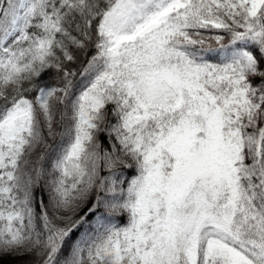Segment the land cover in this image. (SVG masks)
<instances>
[{
  "label": "snow or ice",
  "instance_id": "1",
  "mask_svg": "<svg viewBox=\"0 0 264 264\" xmlns=\"http://www.w3.org/2000/svg\"><path fill=\"white\" fill-rule=\"evenodd\" d=\"M24 255L264 264V0H0V259Z\"/></svg>",
  "mask_w": 264,
  "mask_h": 264
},
{
  "label": "trees",
  "instance_id": "2",
  "mask_svg": "<svg viewBox=\"0 0 264 264\" xmlns=\"http://www.w3.org/2000/svg\"><path fill=\"white\" fill-rule=\"evenodd\" d=\"M104 137L101 136V140H103ZM37 194L39 195V190H37ZM47 197L45 196V200ZM86 211V208L84 209ZM82 214V213H81ZM33 258L31 256H4L2 259H0V264H26L27 261L32 260Z\"/></svg>",
  "mask_w": 264,
  "mask_h": 264
}]
</instances>
